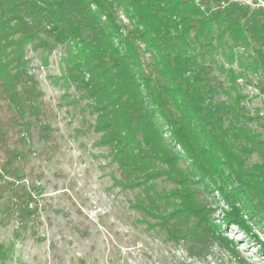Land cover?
<instances>
[{"label":"trees","instance_id":"obj_1","mask_svg":"<svg viewBox=\"0 0 264 264\" xmlns=\"http://www.w3.org/2000/svg\"><path fill=\"white\" fill-rule=\"evenodd\" d=\"M195 1L0 0V201H11L9 218L25 227L37 211L38 188L21 183L35 154V136L58 147L48 121L51 109L27 54L45 51L47 62L61 47L70 56L66 82L83 92L81 100H93L96 121L89 130L101 134L98 145L111 148L120 164L117 186L133 190L151 181L172 182L178 188L171 196L189 203L201 220L199 241L206 243L202 225L209 213L191 188L192 176L179 167L188 159L225 196V222L249 229L231 184L264 189V167L243 174L245 161L231 149V125L225 122L252 119L241 98L238 108L216 100L222 82L191 51L197 42L221 45L227 36L251 46L264 71V10L225 2L212 11L208 2L205 10ZM226 248L238 258L233 247Z\"/></svg>","mask_w":264,"mask_h":264},{"label":"rangeland","instance_id":"obj_2","mask_svg":"<svg viewBox=\"0 0 264 264\" xmlns=\"http://www.w3.org/2000/svg\"><path fill=\"white\" fill-rule=\"evenodd\" d=\"M225 2L264 10V0H196L195 4L206 10L207 3L218 11ZM217 42L213 46L197 42L191 53L199 66H210L222 82L224 91L216 100L237 107L241 98L240 105L252 119L248 124L243 118L240 123L225 122L231 125V149L244 159L243 174L249 177L264 167V71L251 46L235 44L227 36L221 45ZM27 56L49 103L48 121L56 129L58 147L35 136V154L21 183L38 188V205L25 227L5 212L11 206L9 198L0 201L4 253L0 264H239L238 258L245 264H264V189L232 182L249 227L243 230L225 222L230 211L225 196L213 189L209 179L203 180L188 159L183 160L179 167L192 176L191 188L209 213V222L202 225L207 242H200L202 236L196 232L201 220L189 211V203L171 196L178 188L175 184L156 180L148 188L133 190L116 185L123 178L120 164L111 148L98 145L101 134L89 130L96 121L90 114L93 100H81L83 92L65 80L68 53L57 47L47 62L45 51L29 50ZM244 148L252 153H244Z\"/></svg>","mask_w":264,"mask_h":264}]
</instances>
